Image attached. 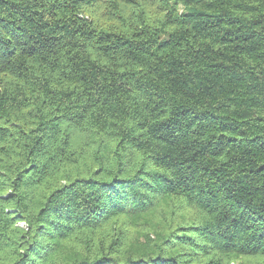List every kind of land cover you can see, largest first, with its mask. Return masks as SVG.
<instances>
[{"label":"trees","instance_id":"1","mask_svg":"<svg viewBox=\"0 0 264 264\" xmlns=\"http://www.w3.org/2000/svg\"><path fill=\"white\" fill-rule=\"evenodd\" d=\"M0 264H264V0H0Z\"/></svg>","mask_w":264,"mask_h":264}]
</instances>
